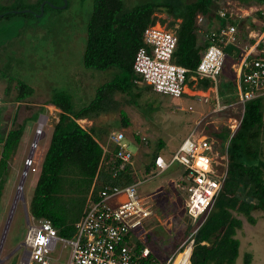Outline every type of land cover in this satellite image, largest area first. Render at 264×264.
<instances>
[{
    "label": "trees",
    "instance_id": "1",
    "mask_svg": "<svg viewBox=\"0 0 264 264\" xmlns=\"http://www.w3.org/2000/svg\"><path fill=\"white\" fill-rule=\"evenodd\" d=\"M232 1L243 8H264V0ZM41 3V14L45 8H56L51 6L54 4L51 0H35L29 9H24L28 11L0 6V17L12 14L37 17ZM62 3L63 0H60L61 5ZM214 8L215 0H194L188 3H182L181 0L147 1L128 10L123 8L122 0H91V11L85 24L82 63L85 68L98 71L112 68L115 73L109 80L96 87L90 101L78 109L73 108L70 96L62 91H54L44 103L58 111L27 203V212L31 219L47 220L59 236H70L89 191L96 199L103 186L120 187L154 175L152 162L161 148V141L158 140L141 172L134 170L132 164L127 163L113 174L119 162L114 157L116 146L108 143L104 147L105 151L102 150L99 143L103 142L102 138L109 132L95 125L94 121L99 115H105L117 108L114 93L136 99L140 95L136 89L144 88L150 91V88L142 83V86H138L140 78L132 70V60L136 49L142 44L143 29L157 20L154 15L156 12H165L171 17L170 25H176L173 27L176 46L171 61L193 70L200 60L201 51L208 45L206 40L198 38L196 16H201L207 21V29L213 24L221 26L224 21L217 17ZM255 15H258V12H255ZM245 20L233 19L230 23L235 24L241 32ZM249 25V28L256 27L252 23ZM244 32L242 41L252 43L251 38L244 36L247 31ZM230 59L234 61L231 57ZM201 83L203 87L210 84L208 80ZM218 83L217 91L224 97V101H228L229 95H233L236 101L234 75L227 83L221 86ZM230 90H234V93H230ZM30 93L29 86L19 81L16 83L13 100L21 102ZM263 95L245 101L242 111L236 115L232 113L239 118L232 132L222 123L218 126L207 120L198 123L199 133L212 138L216 143V160L225 166V175L212 208L205 218L204 214L191 218L186 213L183 207V193L175 186L174 199L178 201L180 214L174 219V227L177 226L178 229L173 235L168 253L196 228L192 235L190 264H233L239 245L234 234L241 226L237 215H242L250 224L255 222L250 214L252 210H260L264 215V161L259 158L262 155L260 135L263 126ZM118 115L113 128L126 127L128 122L124 111L118 110ZM79 119L88 120L91 125L82 128L76 122ZM3 127L0 124V197L7 162L16 150L24 124L19 123L16 127L6 130ZM132 137L138 146V134L133 133ZM149 244L150 234L145 231L143 243L137 245H146L151 249ZM249 261L250 254L244 253L242 264H249Z\"/></svg>",
    "mask_w": 264,
    "mask_h": 264
},
{
    "label": "rangeland",
    "instance_id": "2",
    "mask_svg": "<svg viewBox=\"0 0 264 264\" xmlns=\"http://www.w3.org/2000/svg\"><path fill=\"white\" fill-rule=\"evenodd\" d=\"M51 1L56 8L51 6L45 8L37 17L20 14L0 17V124L5 125V130L14 128L19 123L24 124L19 144L7 162L5 182L1 190L0 264H20L22 247L18 244L22 241L26 224L31 218L27 212V203L38 174L43 146L48 140V132L57 115L52 107L44 108L43 103L54 91H62L70 96L73 108L78 109L90 101L96 87L109 80L115 73L112 68L98 71L85 68L82 63L85 24L91 11V0H66L63 8L60 7V0ZM147 1L156 0H122V3L123 8L128 10ZM191 1L194 0H181L182 3ZM226 1L233 2L215 0L214 9H218ZM34 2L35 0H0V6L24 10L29 9ZM232 10L233 8L230 9ZM233 12L235 13V10ZM154 15L157 18L155 24L158 23L168 30L176 27L170 25L171 17L165 12H156ZM245 22L241 35L245 30H249V21ZM240 33L238 35L241 38ZM233 64L230 59L225 60L218 77L219 86L233 78L231 67ZM19 81L28 85L31 93L21 102H15L13 96L16 93V83ZM186 83L192 88L190 82L186 80ZM137 84L142 86L140 82ZM138 90L140 95L136 99L114 93L117 108L105 115H99L94 124L105 128L109 133L116 129L123 130L130 139L133 138V133L138 134L141 138L138 146L129 141L127 147L134 153L131 164L134 170L137 169L139 172L149 161L158 140L161 141L158 153L167 160L181 139L191 131L198 118L217 126L222 123L233 128L237 121L233 114L236 115L240 110L234 103L233 95H229L227 102L223 96L217 95L220 102L231 105V109H226L230 110L211 112L212 98L202 103L196 100L197 97L186 94H182L180 98H172L144 88L136 89ZM230 91L234 93V90ZM262 100L263 126L260 135L262 155L259 158L264 161V95ZM188 106H191V112L180 109L181 107L186 109ZM118 110L124 111L128 122L126 127H121L122 129L113 128L119 117ZM38 123H43L42 133L35 137L34 130ZM80 123L87 127L91 125L90 121L84 119ZM196 129L198 130V126ZM105 138L106 135L101 141L104 142ZM205 154L217 157L213 151L206 150ZM28 159L31 161L30 166L25 168ZM24 170L25 176L22 174ZM166 172L165 170L158 176H145L138 185V193L146 200L150 209V215L143 223L142 232L150 234L149 246L152 250L149 249L160 259H165L169 254L168 248L172 245L173 235L178 229L177 226L174 227V219L180 214L178 201L174 199L176 187L174 183L169 182ZM250 214L254 218V224L248 223L242 215H237L241 220V226L234 234L239 245L233 264H242L244 253L250 254L249 264H264V215L260 210H252ZM67 255L68 247H62L61 242H58L49 254L50 264H64Z\"/></svg>",
    "mask_w": 264,
    "mask_h": 264
},
{
    "label": "built area",
    "instance_id": "3",
    "mask_svg": "<svg viewBox=\"0 0 264 264\" xmlns=\"http://www.w3.org/2000/svg\"><path fill=\"white\" fill-rule=\"evenodd\" d=\"M231 8L235 13L230 11ZM255 12H258V15H255ZM215 14L223 19L224 23L221 26L213 24L210 29H207V21L204 18L196 16L198 38L206 40L208 45L201 51L200 60L193 70L171 61L176 46L174 29L168 30L158 23L147 25L141 34L142 44L136 49L132 60V70L140 78L138 82L161 96L180 98L182 94H187L197 97L196 100L202 103L212 98L211 112L226 110L230 105L218 102L216 90L224 62L230 59V56L223 52V47L230 43L239 49L237 58L231 57L234 60L231 67L235 77V103L240 107L239 111L243 110L245 101L262 95L264 8H243L236 2L226 1L215 10ZM243 18H250L249 24L256 26L249 28L244 34L247 39L253 40L252 43L242 41L236 25L230 23V20ZM242 35L240 33V36ZM260 44L262 45L259 46ZM186 80L192 84V88L187 86ZM203 80H208L210 84L203 87ZM197 89L207 90V94L202 96ZM180 109L192 111L191 106ZM81 120L83 119L76 120L77 124L87 128L80 123ZM202 120L198 118L195 121L191 131L181 139L169 159L165 160L158 153L152 162L154 175L158 176L166 170L169 182L174 183L183 193V207L191 218L202 214L205 218L209 213L225 175V166L218 163L215 157L205 154L206 150L213 151L216 155L217 152L214 140L196 129ZM238 122L239 118L233 128L228 126L231 132ZM42 126L43 123L37 124L35 137L42 133ZM129 139L123 130H114L106 136L105 144L99 143L103 151L108 143L116 146L114 157L119 162L113 174L125 164L131 165L134 153L128 150L127 142H133V138ZM198 159L204 162L205 167L197 165ZM30 162L28 159L24 167L28 168ZM25 172L26 170L22 172L23 176ZM142 181L120 187L103 186L96 199L89 191L70 236L59 237L49 221H35L30 218L21 241L22 255L19 263L50 264V252L61 242L62 247H68L64 264H190L192 235L196 228L165 259L153 256L146 245H137L144 241L145 232H142V226L150 215L146 200L138 193V185Z\"/></svg>",
    "mask_w": 264,
    "mask_h": 264
},
{
    "label": "water",
    "instance_id": "4",
    "mask_svg": "<svg viewBox=\"0 0 264 264\" xmlns=\"http://www.w3.org/2000/svg\"><path fill=\"white\" fill-rule=\"evenodd\" d=\"M66 4V1L63 0V3L60 7H64ZM51 5V4H50ZM53 7H56L54 5H51ZM41 10H42V3L40 4V13H38L37 15L40 16L41 15ZM20 11H28V10H20ZM223 52L227 55V56H230L232 58H237L238 56V53H239V49L235 46H233L232 44L228 43L226 44L224 47H223ZM23 200V199H22ZM24 212H25V216L27 218V214H26V209H25V205H24ZM3 237V236H2ZM22 242H20L18 245L19 246H22L21 245Z\"/></svg>",
    "mask_w": 264,
    "mask_h": 264
},
{
    "label": "crops",
    "instance_id": "5",
    "mask_svg": "<svg viewBox=\"0 0 264 264\" xmlns=\"http://www.w3.org/2000/svg\"><path fill=\"white\" fill-rule=\"evenodd\" d=\"M249 19L250 18H248V19H246L247 21H249ZM246 22L244 21L243 22V24H245ZM234 79H235V77H234ZM206 92L205 93H207V90H205ZM213 92H214V90H212ZM236 91V90H235ZM197 92H199L200 94H202V95H206L205 93H204V91H202V90H200V89H197ZM212 93V92H211ZM216 94L218 95V96H220L219 94H218V91L216 90ZM187 95V94H186ZM234 95H235V93H234ZM221 98V97H220ZM218 102L219 103H222V102H220L219 101V99H218ZM236 101H234V103H235ZM236 104V103H235ZM39 106H41V105H39ZM44 108H46V107H52V106H50V105H48V104H44L43 103V105H42ZM54 110H55V112L57 113V109H55L54 107H52ZM229 108H231V105H230V107ZM200 115V114H199ZM199 117V116H198ZM51 128H52V126H51ZM51 130V129H50ZM50 133V131L48 132V134ZM136 133V132H135ZM134 133V134H135ZM48 140H49V135H48ZM48 140H47V142L44 144V146H43V154H44V152H45V150H46V148H47V145H48ZM129 140H132V139H129ZM18 144H19V142H18ZM43 156V155H42ZM42 159V158H41ZM41 161V160H40ZM132 168H134L133 167V164H132ZM167 173V172H166ZM153 254V253H152Z\"/></svg>",
    "mask_w": 264,
    "mask_h": 264
},
{
    "label": "bare ground",
    "instance_id": "6",
    "mask_svg": "<svg viewBox=\"0 0 264 264\" xmlns=\"http://www.w3.org/2000/svg\"><path fill=\"white\" fill-rule=\"evenodd\" d=\"M197 165H199L201 168L205 167L204 162L200 161L199 159L197 160Z\"/></svg>",
    "mask_w": 264,
    "mask_h": 264
},
{
    "label": "flooded vegetation",
    "instance_id": "7",
    "mask_svg": "<svg viewBox=\"0 0 264 264\" xmlns=\"http://www.w3.org/2000/svg\"><path fill=\"white\" fill-rule=\"evenodd\" d=\"M3 129H5V125H4Z\"/></svg>",
    "mask_w": 264,
    "mask_h": 264
}]
</instances>
